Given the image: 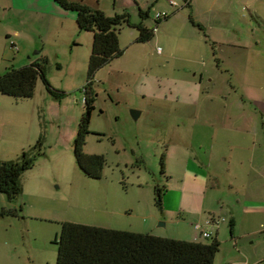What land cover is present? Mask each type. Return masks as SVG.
<instances>
[{
	"label": "rangeland",
	"instance_id": "rangeland-1",
	"mask_svg": "<svg viewBox=\"0 0 264 264\" xmlns=\"http://www.w3.org/2000/svg\"><path fill=\"white\" fill-rule=\"evenodd\" d=\"M121 1L99 0L107 14L113 7L119 8ZM247 1L192 0L190 5L180 8L188 12V28L192 34L175 24L174 36L161 30L157 33L155 29L151 40L131 43L137 30L127 25L121 27L118 38L122 54L99 68L92 80L94 109L84 150L105 157L100 177L93 178L79 169L73 154V141L83 111L80 100L84 97L83 87L87 81L92 33L76 28L75 13L64 10L53 0H28L27 3L0 0V56L3 51L5 54L2 61L6 63L17 52L18 58L30 61L38 56L34 51L39 50L47 57L49 83L64 91L63 96L55 98L41 80L36 84L31 103L37 109L35 120L39 123V132L25 149L35 160L32 167L21 174V192L14 200L0 193V212L7 208L17 210L12 214H0V264H54L55 240L64 221L113 229H129L133 224L148 228L150 222V228L144 230L160 232L161 236L209 240L200 237L199 230L194 227L198 222L194 217L188 213L180 215L175 208L176 196L182 199L184 206L187 202L183 190L179 194L177 189L184 187L190 192V188L186 184H173L168 180L169 172L162 169L160 161L166 148L163 141L176 131L178 134L173 140L186 142L191 147L190 155L199 161L204 157L203 149L211 152L210 172L214 181L213 187L207 190L205 204H209V209L213 206L215 214L224 215L223 221L226 219L217 234L213 231L220 241L213 264H261L264 229L254 230L261 221L264 226V213L244 212L245 201L242 199L237 206L234 193L240 184L238 181L243 178L241 173L245 171L248 175L247 155L253 152L254 166L261 167L259 163L264 161V129L259 120L257 136L226 132V145L219 127L212 130L216 134L210 140L203 130L219 125L216 121L207 124L205 117L235 110V101H232L240 92L246 96L252 92L258 98L264 96V0H256L252 7ZM123 2L127 6L121 10L127 11L132 21L138 20V7L130 0ZM177 2L182 4L183 0ZM157 9L156 4L150 5L153 14ZM152 13L144 19L150 26L154 24ZM190 17L194 23L201 21L203 28L195 26ZM7 30L10 36H6ZM169 38H172L171 43ZM157 47H160L159 52ZM26 50L30 53L23 54ZM233 51L241 52L233 57ZM238 66L243 67L241 74L249 79L246 83L249 88L240 87L237 91L232 87L235 81L228 69ZM194 68L210 73L202 81L203 93L198 103L195 99L190 104L173 102L162 105L161 111L171 110L178 115L195 113L196 117L188 114L185 124H180L179 117L169 120L171 127L161 131L152 118L159 110L151 101L165 86L174 89L175 79L190 78ZM210 78L212 82H206ZM223 86L232 99L224 110L218 105L219 96L227 91ZM207 92L216 98L214 104L206 102ZM25 100L28 99L18 101ZM23 105L19 111L24 110ZM138 108H144L145 112L135 119L130 110ZM17 121V131L23 132L22 118ZM175 122L178 126L173 125ZM31 134L28 128V135ZM38 138L40 143L33 147ZM223 155L233 156L228 169H224L227 164L219 161ZM155 185L165 189L161 206L155 204ZM228 205L236 212L232 235L231 224L227 221L230 218ZM209 209L203 212L202 220L214 216ZM151 212L155 221L148 217Z\"/></svg>",
	"mask_w": 264,
	"mask_h": 264
},
{
	"label": "trees",
	"instance_id": "trees-1",
	"mask_svg": "<svg viewBox=\"0 0 264 264\" xmlns=\"http://www.w3.org/2000/svg\"><path fill=\"white\" fill-rule=\"evenodd\" d=\"M61 8L75 13L78 29L92 33L91 50L88 57L87 81L83 87L84 102L76 135L73 141V154L79 169L86 175L99 178L105 164V157L98 153L84 150L95 97L92 94V80L95 72L122 54L119 45V31L123 25L135 28V42L151 40L159 20L155 18L152 26L142 21L134 22L127 11L107 15L98 8H93L83 0H53ZM186 1V0H183ZM186 6V5H185ZM183 7V6H182ZM181 7V8H182ZM139 17L144 20L149 11L138 7ZM191 20V17H190ZM191 22L202 29L200 23ZM13 44V43H12ZM14 46V44H13ZM37 57L28 64L8 66L0 75V93L18 101L33 97L38 80L55 98L64 95V91L55 89L46 77L47 57L36 50ZM40 138L33 147L38 146ZM35 156L28 150L10 160H0V193L8 200H14L21 192L20 176L32 167ZM162 169L164 166L161 157ZM162 187L155 185V204L162 205ZM15 208L2 209L0 214L16 213ZM200 237H202L200 235ZM206 241L177 239L155 235L146 231L131 229H113L102 226L64 221L57 243V255L54 264H213L219 250L220 241L211 234Z\"/></svg>",
	"mask_w": 264,
	"mask_h": 264
},
{
	"label": "crops",
	"instance_id": "crops-1",
	"mask_svg": "<svg viewBox=\"0 0 264 264\" xmlns=\"http://www.w3.org/2000/svg\"><path fill=\"white\" fill-rule=\"evenodd\" d=\"M27 1L28 0H23L24 3H27ZM123 1L125 0H122L118 4L119 8L113 7V11L110 14H107L104 8L101 6L99 0H94V2H89V0H83V2L89 5L90 7L98 8L102 10L104 13H106L107 15L123 12V10L121 9H124V7L127 6V4H124ZM175 1L177 2V0ZM255 1L256 0H248L247 2L250 3L252 7ZM130 2H132L134 6L140 7V9H142L143 11H149V13H152L150 12V5L156 4L159 7V9L154 11L155 13L154 14L152 13L151 14L152 16L162 10H167L169 13L172 12V14L168 18L164 20H159L156 23L157 33H159L161 30V32L163 31L162 33L168 36H169V33L172 36H174L175 30L173 28L175 24H177L178 25L177 27H179L181 30L185 31L187 29L190 31V29L188 28L189 27L188 26L189 25L188 16H187L188 12L182 11L183 9L180 10V8L185 5L187 6L190 5L192 0L183 1L182 4H178L177 2V5H179L178 7L171 6L168 0H163V1L154 0L151 2L149 0H143V1L142 0H130ZM32 3L33 2H31V4ZM138 14H139V11H138ZM193 20L195 21V19ZM138 21H142L144 24L148 25L144 20H141L140 17L138 18V20L134 22H138ZM160 22H162L161 25H159ZM197 23L203 24L201 21ZM13 31L17 33L16 30H13ZM190 33L192 34V31H190ZM5 34L6 36H10V31L7 30ZM237 39L240 40L241 37L238 36ZM171 40L172 38L169 41L170 43H171ZM249 40L252 41L251 38H249ZM133 42L134 40H132L131 43ZM221 43H229V45H235L238 42H236L235 44L234 42H221ZM119 45H120V40H119ZM125 48L127 49V47ZM233 52H234L233 57L234 56L236 57V53H240L241 51H233ZM28 53H30V51L26 50L24 51L23 54H28ZM4 55L5 54L3 51L0 56V75L10 65L17 67V66H21L24 64H28L29 62L32 61V58L30 59V61L24 60V58L22 57L18 58V52H17L16 54L12 55L11 59H8L7 62L5 63L4 61H2L3 57H5ZM242 68H243L242 66L235 67V69L227 68L228 71L231 73V78L234 79L235 81V85H232V87L233 89H236L237 91L239 90L240 87H242L243 89L249 88V86L246 85V83L249 82V79L247 80L243 78L241 74V72L243 71ZM189 70L192 71L191 68H189ZM209 74L210 73L208 72V70L205 71V70H200V68L199 69L194 68V72L192 73V75H190V78L181 77V78L175 79L174 85H172L174 89H171V86H165L153 98V100L151 101V104L154 105L156 110L158 108L159 111H156V113L154 114V116H152V118L156 122V126L158 129H162L161 131H163V129L165 128L169 129L171 127L169 120L171 121L174 119H178V117L181 118L182 120L180 124H185L184 120H186L187 115L190 113L188 112L185 114L180 113L178 115V113L172 112L171 110L161 111L162 105L164 106L171 105L173 102H178V103L184 102L185 104L187 103L190 104V102L193 101V99H195L197 102L200 94L203 93L202 81L203 79L208 78ZM212 80L213 79L210 78V79H207L206 82L209 83V82H212ZM229 84L231 85V82ZM226 90L227 88L225 87V91ZM204 91H207V90H204ZM35 93H36V89H35ZM35 93L33 97H31L32 99L22 101V103H20L19 101H15L11 97L2 95L0 93V160H10V159L17 158L19 154L21 153V151L29 147L33 143V141L37 138L38 132H39V128H38L39 123H37V121L35 120L38 117L37 109H35L34 104L31 103L35 96ZM222 93L223 94L219 96L220 100L218 101L219 103L218 105L221 106V108L224 110L228 107L227 106L228 102L229 101L231 102L232 99L228 97V94H229L228 90L226 92L223 91ZM210 95L211 94L207 92V95H205L206 96L205 100L208 104H214V102H216V98ZM82 98L80 100V103L82 104L81 107L83 108ZM232 102H234V105H235L234 111L224 112V113L222 112L213 113L211 117H205V121L207 122V124L212 125L214 121H216V123L219 124L218 126H213L212 128H209V129H203L206 136L209 137V140L213 139V137L215 136L216 133H213L212 130L216 129L217 127H219L218 129L222 131L221 133V136H223L222 142L225 145L227 144V140H228L227 139L228 135L226 134V132H236L237 134L244 133L247 136L248 135L257 136V133H258L257 126H258L259 120H260L262 128L264 129V96H261L258 98V96H256V94H252V92L248 96L244 95V92H240L238 96L233 98ZM243 104L246 105L245 108H243ZM22 105L24 107V110L19 111V108ZM138 111H139L138 117H140L142 116V114H144L145 109L138 108ZM189 116H193V118L196 117L195 113L190 114ZM19 117L22 118V122H23L22 124L25 125L23 132H18L19 130L17 131V124H18L17 120L19 119ZM173 125L178 126V123L175 122V124ZM28 128H29V132H33V135L32 134L31 136L28 135ZM187 132L188 131H186V133ZM172 133L173 134H170L171 138H169L168 140L165 139L164 141L162 140L166 147L165 152L162 154V158L164 162L163 167L165 168L166 171L169 172V175H170V178L168 179L169 181H171L173 184H180V183L186 184L188 189L190 188V192L186 190L184 187L182 189L175 188L177 189V193L180 192L179 194H182L181 192L183 190V194L186 198V200L185 199L184 200L187 201L184 206L182 199H179V197L176 196V198L178 199L176 200L175 198L176 203H177L175 208L178 209L180 215H183V213H188L190 216L194 217L196 221L201 222L203 221L201 219L203 212L209 209L208 208L209 204L207 203L205 204L206 193L209 188L211 189L213 187L212 183L214 181L212 173L210 172L211 159H212L210 156L211 152H210V149L208 148L203 149L204 157H202V161H199L196 158V156L190 155L191 147L186 142L179 143L173 140V138L175 137V135L178 134V132L176 131ZM252 153L247 155V158L245 160V162L247 161V165H248L247 167L249 168V172H248V175L246 174L245 171L241 173L243 178L241 181H238L240 182L241 185L239 184L238 188L236 189V192L234 193V198H235L234 201L237 204V206H239V204L244 200L245 204L242 205V208H243V211L246 213H254V211L264 213V165H263L264 161L259 163L261 167L254 166L252 162L253 160ZM220 158H219V161L221 160L223 162V165L227 164L226 166H224V169H228L231 167L233 156L226 155L225 157L223 155L222 159ZM240 163L243 164V160H240ZM256 175L258 177H256ZM231 187L232 185L230 184L229 189ZM232 209L233 208H231L228 205L227 211L230 213V218H228L227 221H229V224H231V227H230L231 235L233 234L232 225L235 222L234 214H236V212ZM209 210L211 212V215H214V217H220V218L224 217L225 218L224 215L221 216L219 214H215V209L213 206ZM148 217L150 219L153 217L154 221L156 219L152 212L149 213ZM221 224H222V221H220L218 224H215L214 227L212 226L211 227L212 233L213 231H215L217 234L219 232V227ZM147 225H148L147 226L148 228H144V226H140L139 224H133L130 226L131 228L129 229L135 230V231L149 232L147 230H144V229L150 228V222H148ZM255 228L256 229L254 231H258V232H260L261 229H264L263 221H261L259 225L255 226ZM150 233L161 236L160 232H150ZM199 235H200V232H199ZM194 240L196 239L194 238ZM260 263L264 264V259L260 261Z\"/></svg>",
	"mask_w": 264,
	"mask_h": 264
},
{
	"label": "built area",
	"instance_id": "built-area-1",
	"mask_svg": "<svg viewBox=\"0 0 264 264\" xmlns=\"http://www.w3.org/2000/svg\"><path fill=\"white\" fill-rule=\"evenodd\" d=\"M169 4L171 6H176L178 7L179 5H177V2L175 0H168ZM168 11L167 10H162L158 13H156L154 15L155 18H158V19H162L164 18L165 16L168 15ZM157 51L159 52L160 51V47H157ZM82 102H84V97L82 98ZM224 218H220V217H214V216H210L208 218H206L205 220L201 221V222H196L194 223V227L196 229L199 230L200 232V235L202 237H209L211 234H212V226L214 227L215 224H218L220 221H223Z\"/></svg>",
	"mask_w": 264,
	"mask_h": 264
},
{
	"label": "water",
	"instance_id": "water-1",
	"mask_svg": "<svg viewBox=\"0 0 264 264\" xmlns=\"http://www.w3.org/2000/svg\"><path fill=\"white\" fill-rule=\"evenodd\" d=\"M130 113H131V116L133 117V118H137L138 117V115H139V111L138 110H135V109H132V110H130ZM163 214V212H160V215H162ZM159 224H160V222H159ZM162 225H164V223L162 224Z\"/></svg>",
	"mask_w": 264,
	"mask_h": 264
}]
</instances>
